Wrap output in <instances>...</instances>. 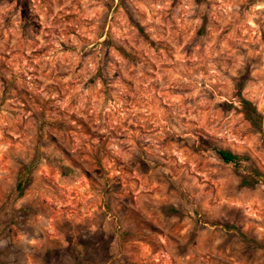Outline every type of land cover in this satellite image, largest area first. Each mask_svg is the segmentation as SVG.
<instances>
[{
  "label": "clouds",
  "instance_id": "1",
  "mask_svg": "<svg viewBox=\"0 0 264 264\" xmlns=\"http://www.w3.org/2000/svg\"><path fill=\"white\" fill-rule=\"evenodd\" d=\"M0 264H264V0H0Z\"/></svg>",
  "mask_w": 264,
  "mask_h": 264
}]
</instances>
